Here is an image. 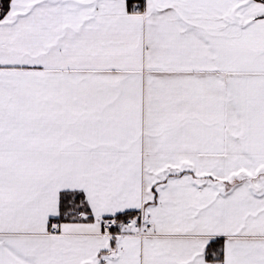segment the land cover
<instances>
[{
	"label": "snow or ice",
	"instance_id": "6c2138e0",
	"mask_svg": "<svg viewBox=\"0 0 264 264\" xmlns=\"http://www.w3.org/2000/svg\"><path fill=\"white\" fill-rule=\"evenodd\" d=\"M0 264H264V0H0Z\"/></svg>",
	"mask_w": 264,
	"mask_h": 264
}]
</instances>
